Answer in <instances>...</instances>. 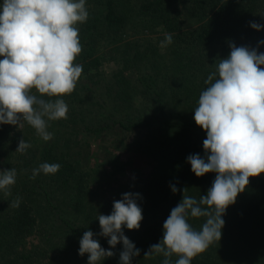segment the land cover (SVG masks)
<instances>
[{
	"label": "trees",
	"instance_id": "16d2710c",
	"mask_svg": "<svg viewBox=\"0 0 264 264\" xmlns=\"http://www.w3.org/2000/svg\"><path fill=\"white\" fill-rule=\"evenodd\" d=\"M86 8L87 21L77 25L82 52L75 60L83 72L75 90L61 97L68 105L67 119L52 122L61 128L48 142L35 145L13 125L0 130V170L17 172L11 195L0 190V264H88V254L79 255V241L88 230L115 253L99 264H120L123 244L111 248L97 218L111 214L113 202L126 192L140 194L143 213L138 230L123 229L140 249L132 264H162L163 255L144 254L162 240L163 223L181 202L183 189L199 201L216 175L197 177L187 162L189 155L205 157L206 132L193 118L208 86L204 81L228 57L230 44L264 53L259 43L264 28L250 26L264 25V0H86ZM166 33L172 43L161 47ZM107 55L116 64L110 75L103 70ZM135 130L145 134L128 141ZM83 132L105 140L113 135L114 146L134 151L149 163L147 169L133 167L131 182L113 193L111 178L123 166L121 156L111 152L95 171L85 169L89 153L77 139ZM22 138L31 145L24 153L16 151ZM42 163H57L60 169L32 179ZM17 197L19 207H11ZM223 219L220 241L191 264H264V173L250 177ZM205 221L188 217L195 230ZM170 259L175 264L178 257Z\"/></svg>",
	"mask_w": 264,
	"mask_h": 264
},
{
	"label": "clouds",
	"instance_id": "9594fccd",
	"mask_svg": "<svg viewBox=\"0 0 264 264\" xmlns=\"http://www.w3.org/2000/svg\"><path fill=\"white\" fill-rule=\"evenodd\" d=\"M89 16L86 0H3L0 3V124L18 125L21 120L33 127L44 140L53 134L48 121L67 119L68 105L61 97L70 95L82 75L83 67L75 63L82 52L78 24ZM259 31L264 25L251 22ZM172 43L165 34L161 47ZM264 44V40L259 42ZM208 85L199 95L194 121L206 132L205 157L189 155L191 171L202 177L215 173L207 194L197 199L186 195L163 223V238L144 254L145 258L163 255L162 264H191L213 243L220 241L223 216L243 193L250 177L264 173V53L256 48L230 44V54L219 60L216 71L204 81ZM45 97L49 99H45ZM55 98V99H51ZM22 126V125H21ZM31 145L22 138L17 152ZM57 163H42L33 169L32 179L43 172L55 174ZM14 168L0 170V190L11 195L16 183ZM173 193L179 189L171 186ZM139 193L126 192L113 202L111 214L98 216L100 235L109 237L115 248L123 244L120 264H132L140 249L124 235L123 229L138 230L143 220L138 205ZM17 197L11 207H19ZM205 217L195 230L188 217ZM91 230L79 241V255L88 254V264H99L115 253L101 247Z\"/></svg>",
	"mask_w": 264,
	"mask_h": 264
},
{
	"label": "rangeland",
	"instance_id": "374dc122",
	"mask_svg": "<svg viewBox=\"0 0 264 264\" xmlns=\"http://www.w3.org/2000/svg\"><path fill=\"white\" fill-rule=\"evenodd\" d=\"M106 63L104 65V72L108 75L112 73L116 69V64L113 61L112 57L110 55H107ZM53 121H48V131L55 135L56 131L61 128L59 127L57 123H52ZM3 124H0V130H3L2 128ZM22 125V126H21ZM17 127L18 130L21 132V136H27L29 137V140L31 141V144H39V143H46L48 141H44L35 131V129H29L27 127H24L22 123H19L18 125H13L12 128ZM8 134L11 135L12 130L11 128H8ZM137 131V132H136ZM141 132V134H145V131H138L135 130L132 133L129 134L128 141H132L135 134ZM29 135V136H28ZM114 136L108 135L106 140L102 137L101 134H90L83 132L78 136V141L80 140L81 146L84 147V154L89 153L86 160H84L83 167L85 169H92L95 171L96 165L103 163L104 158L111 152H115L117 155L121 156V164L123 165L121 170L117 172L116 176L111 178L113 193H115L117 187L121 183H130L133 177V167H138L139 169H147L148 164L146 161L140 160L139 156L134 153V151H126L125 148H117L114 146ZM28 140V139H26ZM141 140V142H143ZM108 171L111 173L112 167L109 164H106V167ZM96 184H94V187ZM78 249L76 246H74L71 250V256L77 255Z\"/></svg>",
	"mask_w": 264,
	"mask_h": 264
}]
</instances>
